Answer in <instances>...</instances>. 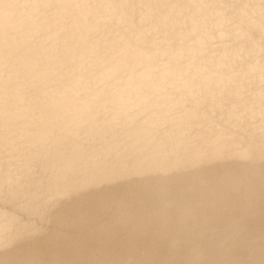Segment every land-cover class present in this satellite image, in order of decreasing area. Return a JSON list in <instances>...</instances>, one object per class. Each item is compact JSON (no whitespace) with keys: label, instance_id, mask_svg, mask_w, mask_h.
I'll list each match as a JSON object with an SVG mask.
<instances>
[{"label":"bare ground","instance_id":"obj_1","mask_svg":"<svg viewBox=\"0 0 264 264\" xmlns=\"http://www.w3.org/2000/svg\"><path fill=\"white\" fill-rule=\"evenodd\" d=\"M0 264H264V0H0Z\"/></svg>","mask_w":264,"mask_h":264},{"label":"water","instance_id":"obj_2","mask_svg":"<svg viewBox=\"0 0 264 264\" xmlns=\"http://www.w3.org/2000/svg\"><path fill=\"white\" fill-rule=\"evenodd\" d=\"M204 251H206V249L205 250H202V253H204Z\"/></svg>","mask_w":264,"mask_h":264}]
</instances>
